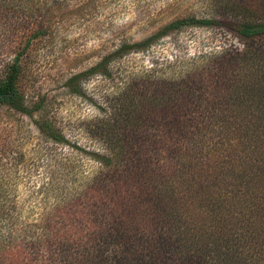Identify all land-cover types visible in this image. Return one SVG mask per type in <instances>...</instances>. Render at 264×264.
<instances>
[{"label": "trees", "instance_id": "1", "mask_svg": "<svg viewBox=\"0 0 264 264\" xmlns=\"http://www.w3.org/2000/svg\"><path fill=\"white\" fill-rule=\"evenodd\" d=\"M62 1L0 0L1 37L12 54L0 76V107L37 113V130L53 144L68 140L45 118L44 101L30 103L20 83L28 47L52 33ZM188 27L223 28L241 48L171 79L132 73L107 94L89 127L103 146L87 152L97 174L84 196L34 224V236L24 233L16 264H264V0H222L217 17L178 18L119 44L64 85L81 96L86 80L113 79V64ZM136 119L145 124L139 140L126 130ZM200 124L217 126L224 157L188 148Z\"/></svg>", "mask_w": 264, "mask_h": 264}, {"label": "rangeland", "instance_id": "2", "mask_svg": "<svg viewBox=\"0 0 264 264\" xmlns=\"http://www.w3.org/2000/svg\"><path fill=\"white\" fill-rule=\"evenodd\" d=\"M221 2L62 1L65 13L55 11L52 33L32 41L24 55L20 90L30 103L44 101L45 118L55 124L68 143L53 144L43 137L34 123L39 118L37 113L29 118L0 107V264H16L17 248L25 243L24 233L34 236L38 232L34 224L50 217L55 208L84 196L99 168L87 152L102 151L103 147L89 127L102 116L107 94L116 91L132 73L152 71L149 77L171 79L190 72L198 63L207 64L210 59L212 63L223 49H239L241 43L220 27H188L113 64V79L93 76L86 80L81 96L68 91L66 80L95 65L119 44L140 41L178 18L217 17ZM52 17L44 16L50 21ZM2 40L0 32V76L12 59L10 45ZM252 75L249 72L245 82L252 84ZM227 108L235 110L236 106ZM142 122L129 121L126 130L133 133L131 138L141 139L145 130ZM198 127L188 135V148L202 147L199 152L207 154L208 159L224 157L228 146L218 137L217 126L206 124L202 130V124ZM193 152L198 154L197 149Z\"/></svg>", "mask_w": 264, "mask_h": 264}]
</instances>
